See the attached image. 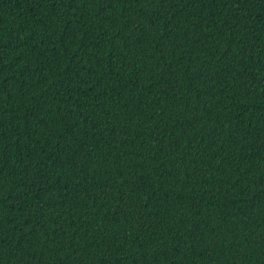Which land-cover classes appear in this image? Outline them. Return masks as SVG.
I'll use <instances>...</instances> for the list:
<instances>
[{
  "label": "trees",
  "instance_id": "16d2710c",
  "mask_svg": "<svg viewBox=\"0 0 264 264\" xmlns=\"http://www.w3.org/2000/svg\"><path fill=\"white\" fill-rule=\"evenodd\" d=\"M0 264H264V0H0Z\"/></svg>",
  "mask_w": 264,
  "mask_h": 264
}]
</instances>
